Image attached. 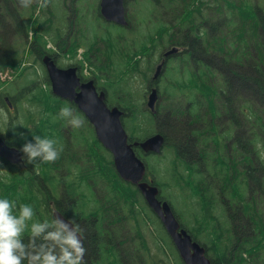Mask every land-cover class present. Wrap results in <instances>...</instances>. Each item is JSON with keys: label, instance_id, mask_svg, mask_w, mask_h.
Listing matches in <instances>:
<instances>
[{"label": "trees", "instance_id": "16d2710c", "mask_svg": "<svg viewBox=\"0 0 264 264\" xmlns=\"http://www.w3.org/2000/svg\"><path fill=\"white\" fill-rule=\"evenodd\" d=\"M59 2L49 0L46 8H40L38 0H33L30 7L24 8L19 0H0V61L4 64L0 69H5L9 62L13 72L18 69V64L24 61V41L29 42L30 48L36 46L39 51L41 48L43 53H47L45 45L48 42L43 41L42 44L41 41L43 35H51L50 15L53 11L57 13L62 10L57 6ZM140 2H148L153 9L150 13V17L154 18L152 32L138 33L133 39H125L119 32L126 29L112 24L115 29L111 35L108 33L110 28H105L104 36L95 35L105 49L100 50L96 42L89 44L87 50L92 56L88 60L93 64L92 57L111 60L117 51V44L124 39L139 45L142 37H145L181 48L178 57H187L185 62H181L182 65L192 68L191 75L181 74L179 78L182 92H187H181L177 106L156 109L157 131L164 135L166 145L175 150L177 157L193 161L190 163L198 168L199 175L194 186L206 207L219 211L222 203L229 243L231 247L235 246L230 251L235 257L233 264H248L242 258L246 253L251 259H254V255L264 257V2L262 5L260 0H136L135 4ZM73 10L77 13L81 11L80 8ZM79 17L83 19V15ZM127 19L129 28L128 16ZM98 21L104 24L100 19ZM229 21L236 26L232 36L228 31ZM47 22L50 28L40 32L37 25ZM78 22L75 19H62L56 32L62 31L66 38L72 36L71 25L77 26ZM235 31H238V35ZM85 40L84 35L81 38L76 35L75 42L64 53H68L72 59L78 48L87 43ZM20 45L24 46L21 51ZM125 46L118 44V52L127 64L136 54L124 51L122 47ZM66 59L69 60L68 57ZM77 68L82 79L91 78L83 76L79 65ZM127 69L123 72L126 73ZM92 79L98 90H104L97 85L94 76ZM37 95L40 97L39 89ZM49 97L53 100L51 112L41 118V123L34 124L31 130L29 127L23 128L22 133H27L16 139L18 142L6 137L5 141L9 145L22 147L25 139L34 142V135L54 139L63 148L60 158L54 163H30L31 171L20 175L13 172L16 166L20 168V164L11 166L13 173L7 182L4 183L0 174V198L17 202L22 198L36 201V205L42 202L47 214L41 216L40 221L51 219L49 200H53L54 208L84 229L86 264H158L160 260L156 259L155 253L152 254L141 232L144 223L138 208L139 192L119 178L111 154L92 132L91 139L101 154L92 155L82 133L77 137V142L86 145L84 149L88 160L76 151V146L72 145L74 140H71L73 133L66 130L67 135H63L62 127L65 125L58 124L64 120L52 121L65 101L51 95ZM242 98L247 100L248 105L246 131L241 124L239 111ZM0 104L6 105L2 99ZM108 106L123 110L121 121L130 142L147 136L142 137L140 120L144 118V109L135 112L133 102L127 100L121 104L109 103ZM206 151L210 155H206ZM135 152L146 163L145 179H152L161 190L162 181L156 180L155 172H149L152 167L148 156L143 158L139 151ZM211 156L213 159L209 164L207 158ZM45 186L49 187V192ZM81 187L83 191L79 194ZM178 220L181 226L187 228L179 217ZM187 229L193 240L205 247L211 263L217 264L206 242L201 241L192 229ZM22 239L27 242V234Z\"/></svg>", "mask_w": 264, "mask_h": 264}, {"label": "rangeland", "instance_id": "374dc122", "mask_svg": "<svg viewBox=\"0 0 264 264\" xmlns=\"http://www.w3.org/2000/svg\"><path fill=\"white\" fill-rule=\"evenodd\" d=\"M76 1L78 0H74V2L73 0H60L57 6L62 10H59L57 13L56 11H53L54 13L50 15V18L52 19L51 35L50 37L43 35L41 41L42 44L43 41L48 42L45 45L47 53H43L40 48V55V51L36 46L30 48L29 46L31 45L29 42L24 41V43L26 42V45L25 54L23 55L24 61L22 64H18V69L11 72L10 68H12V65H10L9 62L8 65L4 67L5 69L0 72V79L4 80V83H1L0 81V99L12 97V102L9 104L13 107L9 113H7L8 107L0 104V131L8 139L18 140L20 136H24L27 133H22L23 128H25L23 126L17 125L13 128L17 122H23L26 127L31 129L34 124L41 123V118L51 112L53 100L49 96L51 95L52 97L58 98L52 93V91L49 93V81L46 79L44 65L41 62V58L44 54L54 56L60 67H66V65L71 66V64L72 66L79 65L84 77L93 78L94 76L97 85L107 92L106 99L108 104H121L123 101L127 100V102H133V110L135 112L144 109V118L140 119L142 122V137L146 135L148 136L157 131L155 116L147 108L146 104L147 95L150 89L148 84L155 66L160 61V54L163 49L168 46V42L150 41L145 37H142L139 45H135L132 40L128 42L125 41L126 37L127 39H133L138 36V33L146 34L152 32L154 23V18L150 17V13L153 10L152 7L148 2H140L136 4V0H127L126 2V14L130 21V27L124 28L126 29L124 32H119L120 34H123L125 39L118 44H125L126 46L122 47L124 51L129 54H136L131 63H124L125 59L119 54V47L117 44V51L111 56V60L104 61L102 58L96 59L92 57L93 64L89 61L92 56V53L87 50L89 44L96 42L97 45H100L98 48L104 50L105 46L100 42L98 43L95 35L104 36L103 32L105 31V28H110L108 33L111 35L114 32L115 27L112 25L107 26L105 24H99V15L97 13L99 0H81L77 3ZM260 2L263 5L264 0H260ZM74 8L77 10L80 8L81 11L77 13L73 10ZM82 15L83 19L79 17ZM62 19L79 20L77 26L74 24L71 25L72 36H67L65 33L66 31L64 33L67 38L64 37L62 31L56 32V27L60 25ZM39 22L40 21H37L36 23ZM228 27V31L231 32L232 36L233 29L236 26L233 25L232 21H229ZM37 28L40 32H45L50 28V23L47 22L44 25H37ZM78 28H80L79 32L77 31ZM80 31L83 33L80 34ZM235 34L238 35V31H235ZM76 35H79L80 38L81 35H84L87 43H85L83 47H79L75 56H72V59H70L68 53L64 52L73 45ZM107 36L108 35L105 37ZM114 36L116 37L117 34L115 33ZM259 39L262 40V37L259 36ZM23 47V45H20L19 51H21ZM138 47H140L139 52H136ZM232 50L233 49H229V51ZM19 55L22 56V54ZM66 57H68L69 60H67ZM186 60V56H181L166 62L164 70L157 81L159 98L155 105L156 109H166L168 106H177L182 92V85L179 82V80H181L179 79L180 75L189 76L192 71L191 66L182 65ZM2 64L3 61H0V67ZM126 68L128 69L126 73H124L123 70ZM38 89L40 90V97L37 95ZM184 92L187 91H183L182 94H184ZM189 94L192 97V94ZM34 96L37 98H34ZM62 100L63 99H60V101ZM64 101L65 103L63 106L66 104L70 106L73 114L79 116L84 121V125L80 128L74 129L68 125L65 120L58 122V124L65 125V127H62L63 135L66 136L67 131L70 130L73 133L71 135V140H74L72 145L76 146V151L83 156L84 159L88 160L89 156L85 153L84 149L86 145L77 142V137L82 133L83 138L90 147L92 155L98 156L101 153H99V149L91 139V132H94L92 125L72 102L63 100V102ZM37 102H40V104ZM59 127L61 129V126ZM21 133L23 135H21ZM93 136L95 137L94 133ZM67 138L69 139V137ZM25 142H28V140L25 139L23 143ZM83 152L86 155L83 154ZM205 153L206 155H210L208 151ZM215 155L218 158L217 154ZM184 159L177 157L175 150L171 146L166 145L160 154L154 156L149 155L147 157V160L152 167L149 172H155L156 180L162 181L161 195L169 200L176 215L182 220L184 225L200 236L199 239L201 241L206 242L212 257L216 260V263L233 264L235 257L230 254V251L234 250L235 246L231 247V244L229 243V234L226 230V218L220 211L213 208H207L204 201L200 200L201 198L198 197L197 189L194 186L199 175L197 173L198 168L195 164H191L194 163L193 161ZM207 159L210 164L213 156ZM19 166L20 168L13 170V172L18 175L30 172L32 169L30 163H26L25 161ZM13 172L7 171L4 174L3 170L1 171L0 169L1 176L4 174V183L9 180V177ZM153 177L154 175L152 178ZM45 189L49 192V187L45 186ZM81 191H83L82 187L79 189L78 193L81 194ZM59 198L60 195L58 199ZM138 201V208L142 214L147 216L148 220V223L144 225L145 228H141V232L146 236L150 251L163 259L162 264H180L173 245L171 244L170 239L166 237L160 223L149 212L140 197ZM17 203L18 205L27 203L32 205L33 208L36 205V201L30 202L28 200H23L22 198H19ZM36 207L41 216L47 214V211L42 207V202L41 204L36 205ZM34 219L36 220V216ZM237 250L238 249H236V251ZM242 258L243 261L248 264H264V257L262 256L254 255V259H251L246 253Z\"/></svg>", "mask_w": 264, "mask_h": 264}, {"label": "water", "instance_id": "95a60500", "mask_svg": "<svg viewBox=\"0 0 264 264\" xmlns=\"http://www.w3.org/2000/svg\"><path fill=\"white\" fill-rule=\"evenodd\" d=\"M124 1L99 0L98 8L101 18L105 22L126 27L128 22L125 17ZM178 51V47L172 46L162 53L161 61L156 65L151 78L152 84L157 85L166 61ZM42 63L52 93L63 100L72 102L83 113L92 125L97 140L112 155L116 173L122 180L137 187L149 209L160 220L183 264H212L205 254V248L194 241L190 234L180 226L170 204L158 198V187L143 181L145 164L135 154L133 147H138L146 154H158L164 145V135L157 132L141 142L129 144L128 135L121 121L123 110L117 106H108L105 92L97 91L92 79L82 81L78 76L76 66L58 67L49 55L43 56ZM157 98V86L150 87L147 107L153 114L156 111ZM0 158L16 163L21 160V154L19 149L8 147L0 137ZM54 211L59 212L57 209ZM62 218L69 220L63 215Z\"/></svg>", "mask_w": 264, "mask_h": 264}, {"label": "clouds", "instance_id": "9594fccd", "mask_svg": "<svg viewBox=\"0 0 264 264\" xmlns=\"http://www.w3.org/2000/svg\"><path fill=\"white\" fill-rule=\"evenodd\" d=\"M28 8L33 0H19ZM40 8H46L49 0H38ZM65 120L72 128H80L84 121L73 114L67 104L52 121ZM26 127L23 122L15 126ZM31 130V128H29ZM21 135H23L21 133ZM33 141L25 142L20 151L26 163L35 161L54 163L63 151L57 141L34 135ZM36 212L30 204L0 198V264H86L84 229L73 219L65 220L53 211L51 219L35 220ZM27 234V242H23Z\"/></svg>", "mask_w": 264, "mask_h": 264}, {"label": "flooded vegetation", "instance_id": "af4514ba", "mask_svg": "<svg viewBox=\"0 0 264 264\" xmlns=\"http://www.w3.org/2000/svg\"><path fill=\"white\" fill-rule=\"evenodd\" d=\"M177 56H178V55H174V56H172V57L169 59V61H170V60H173V59H176ZM148 85H149V87L151 86L150 81H149V84H148ZM12 107H13V106H12ZM12 107H11V106L8 107V109H7V113L10 112V110H11ZM239 111H240V117H241V124H242V126H244V128H246V129H245V131H246V130H247V124H248V116H247V100L244 99V98H242V99L240 100V102H239ZM11 112H12V111H11ZM0 133L2 134V136L4 135L1 131H0ZM12 146H13V145H12ZM19 149H21V147H20ZM244 153H246V152H244ZM17 168H18V167L16 166L15 169H17ZM0 169H1V171L3 170V172H4V174H5L7 171H12L13 168L11 167V165H9L8 161L0 160ZM4 174L2 175V179H3V177H4ZM50 198L52 199L53 197H50ZM49 205H50L51 207L54 206V202H53V200H49ZM34 208H35V210H36V212H37L36 220H39L40 217H41L40 212H39V210L37 209L36 205L34 206Z\"/></svg>", "mask_w": 264, "mask_h": 264}, {"label": "bare ground", "instance_id": "6f19581e", "mask_svg": "<svg viewBox=\"0 0 264 264\" xmlns=\"http://www.w3.org/2000/svg\"><path fill=\"white\" fill-rule=\"evenodd\" d=\"M65 217V216H64ZM66 218V217H65ZM68 219V218H67Z\"/></svg>", "mask_w": 264, "mask_h": 264}]
</instances>
